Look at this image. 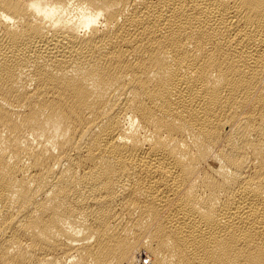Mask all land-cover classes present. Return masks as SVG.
I'll return each instance as SVG.
<instances>
[{
	"label": "bare ground",
	"instance_id": "1",
	"mask_svg": "<svg viewBox=\"0 0 264 264\" xmlns=\"http://www.w3.org/2000/svg\"><path fill=\"white\" fill-rule=\"evenodd\" d=\"M0 264H264V0H0Z\"/></svg>",
	"mask_w": 264,
	"mask_h": 264
}]
</instances>
